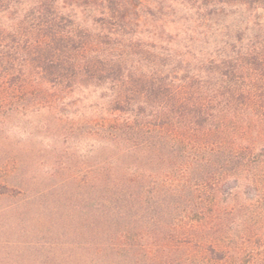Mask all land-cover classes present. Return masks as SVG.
<instances>
[{"label":"trees","instance_id":"1","mask_svg":"<svg viewBox=\"0 0 264 264\" xmlns=\"http://www.w3.org/2000/svg\"><path fill=\"white\" fill-rule=\"evenodd\" d=\"M15 82L75 132L25 264H264V0H0Z\"/></svg>","mask_w":264,"mask_h":264},{"label":"rangeland","instance_id":"2","mask_svg":"<svg viewBox=\"0 0 264 264\" xmlns=\"http://www.w3.org/2000/svg\"><path fill=\"white\" fill-rule=\"evenodd\" d=\"M99 93L87 92L86 115L103 113ZM0 97V264H25L28 257L39 256L42 241L47 244L53 239L41 231L54 221L47 217L46 206L54 192L44 198L38 192L64 175L47 177L45 173L59 162L68 167L75 132L71 131L67 106L63 105L61 113L55 110L51 90L41 94L15 82L0 86ZM78 148L81 153L89 149L85 142ZM41 213L44 219H40Z\"/></svg>","mask_w":264,"mask_h":264}]
</instances>
